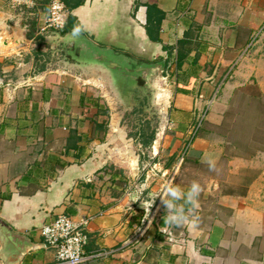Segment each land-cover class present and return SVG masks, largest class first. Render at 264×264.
Returning a JSON list of instances; mask_svg holds the SVG:
<instances>
[{
  "label": "crops",
  "instance_id": "0c3cea01",
  "mask_svg": "<svg viewBox=\"0 0 264 264\" xmlns=\"http://www.w3.org/2000/svg\"><path fill=\"white\" fill-rule=\"evenodd\" d=\"M67 1L73 27L60 34L80 28L99 45L165 60L151 78L163 124L146 145L128 136L122 115L78 82L102 71L68 58L59 39H46L53 30L38 31L46 12L0 0V264H54L55 248L38 229L60 213L91 216L85 251H109L79 264H264V162L255 161L264 145L240 151L204 126L188 141L202 111L219 125L232 115L227 100L211 101L215 91L256 75L264 84V0ZM145 1L163 12L159 41L145 33ZM187 31L191 50L176 64ZM97 107L107 115H95ZM194 180L203 189L199 224L169 228L171 240L160 197L148 220L130 202L133 192L162 194L170 181L186 192ZM6 226L33 247L18 255Z\"/></svg>",
  "mask_w": 264,
  "mask_h": 264
},
{
  "label": "rangeland",
  "instance_id": "374dc122",
  "mask_svg": "<svg viewBox=\"0 0 264 264\" xmlns=\"http://www.w3.org/2000/svg\"><path fill=\"white\" fill-rule=\"evenodd\" d=\"M106 78V75L99 71L78 74V82L88 88V92H91L98 100L101 99L103 104H106L107 100L108 104L112 107L114 116L122 115L128 130L135 129L132 121L137 120V118L145 120L151 115H154V118L150 122L154 126L155 131L160 129L163 120L160 116L158 117L160 114H157V105L149 100V96H147L144 108L133 106L131 102H128L129 104L127 103L128 105L124 106L123 101H120L111 92ZM248 79L250 82L246 80L236 89L231 85H226L223 89H219L213 93L211 101L217 98L224 99V101L227 100V110L230 109L232 115L228 116V114H225L222 123L219 125V123L213 124L207 122L205 119L207 111H202L201 116L192 125L194 129L196 128L195 133L202 126L210 131L225 133L226 142L232 144L231 146H237L240 151L253 150L258 146L264 145V84L261 82V75ZM162 81H159V85L162 87L166 86ZM160 86L155 88L157 90L156 94L159 92ZM151 91L155 92L154 89ZM256 160L260 163L264 162V159L260 156H256Z\"/></svg>",
  "mask_w": 264,
  "mask_h": 264
},
{
  "label": "water",
  "instance_id": "95a60500",
  "mask_svg": "<svg viewBox=\"0 0 264 264\" xmlns=\"http://www.w3.org/2000/svg\"><path fill=\"white\" fill-rule=\"evenodd\" d=\"M73 32L74 30H70L60 34L58 31H51L46 34V39H59L62 42L61 49L78 65L101 70L107 77L111 92L120 101L128 99V94L133 89L148 92L149 100L152 101L154 93L151 91V78L156 70L164 68V59L150 61L136 57L125 50L99 45L81 32L77 35H73ZM136 204L142 207L140 201ZM3 233L8 242L18 247V255L25 248L33 247L24 235L14 232L9 226L5 227Z\"/></svg>",
  "mask_w": 264,
  "mask_h": 264
},
{
  "label": "built area",
  "instance_id": "2783aa9c",
  "mask_svg": "<svg viewBox=\"0 0 264 264\" xmlns=\"http://www.w3.org/2000/svg\"><path fill=\"white\" fill-rule=\"evenodd\" d=\"M34 3L35 0H8L9 6L15 9L22 6L32 7ZM66 17L67 8L63 0H48V11L42 18L38 31L60 30L64 26ZM195 129L191 128L189 142L195 133ZM90 218L91 216L89 215L73 217L60 213L50 222L44 223L39 227L38 231L42 237V242L55 248L54 264H79L89 258L108 255L109 251L105 249L90 252L84 249L87 242L85 226ZM165 237L168 240L172 239L169 230H167Z\"/></svg>",
  "mask_w": 264,
  "mask_h": 264
},
{
  "label": "clouds",
  "instance_id": "9594fccd",
  "mask_svg": "<svg viewBox=\"0 0 264 264\" xmlns=\"http://www.w3.org/2000/svg\"><path fill=\"white\" fill-rule=\"evenodd\" d=\"M80 31V28L74 29L73 35H77ZM203 162L208 165L210 171H217L214 159L206 155ZM202 191L201 184L195 180L191 182L186 192L179 185L170 181L164 186L162 194L142 200L139 194L132 193L130 202L140 201L146 213L145 220H148L155 199L160 197L166 210V215L163 217L166 227L162 231L167 235V230L171 227L188 226L190 229H195L198 226L200 217L196 213L200 208L199 197ZM180 201L183 203H178ZM150 225L151 221H149V227Z\"/></svg>",
  "mask_w": 264,
  "mask_h": 264
},
{
  "label": "trees",
  "instance_id": "16d2710c",
  "mask_svg": "<svg viewBox=\"0 0 264 264\" xmlns=\"http://www.w3.org/2000/svg\"><path fill=\"white\" fill-rule=\"evenodd\" d=\"M63 2L65 3V6L68 11V8H70V6L72 5H69L67 0H63ZM144 5H145L146 16H145V22L143 26H144L145 33L150 40L159 41L158 32L161 27L163 12L156 6L155 2L145 1ZM32 7H34V10L41 9L42 11L47 12L48 11V0H41V1L35 0V4ZM69 20H70V16H68L67 14L64 26L60 30L65 31L73 27V25L71 24ZM190 36H191V32L187 31L185 35L177 42L176 53H175L176 64L182 61L187 56L189 51L191 50ZM37 52H39V50H37ZM158 58L160 57L158 56ZM40 59H41L40 56L36 55L34 64L38 68L42 67V62L40 61ZM0 74H1V69H0ZM99 114L107 115V108L97 107L95 115H99ZM153 118H154V115L149 116L145 120L142 118L140 119L137 118V120L133 123V127H135V129L128 130L127 135L141 142L142 145L148 144L152 140L154 136V132H155L154 126L150 122L151 119ZM95 127L98 128V127H103V126L101 124H95Z\"/></svg>",
  "mask_w": 264,
  "mask_h": 264
},
{
  "label": "flooded vegetation",
  "instance_id": "af4514ba",
  "mask_svg": "<svg viewBox=\"0 0 264 264\" xmlns=\"http://www.w3.org/2000/svg\"><path fill=\"white\" fill-rule=\"evenodd\" d=\"M147 96H148V92L147 93H144L141 91L137 92L136 89H133L128 94L129 99H125L123 102V105L127 106L129 104L128 102H131L133 106L135 105V106L144 108ZM135 121L136 120L132 121V123H134Z\"/></svg>",
  "mask_w": 264,
  "mask_h": 264
}]
</instances>
